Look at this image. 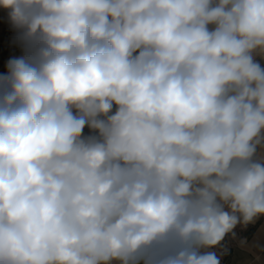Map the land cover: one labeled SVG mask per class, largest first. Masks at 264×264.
<instances>
[{
	"label": "clouds",
	"instance_id": "obj_1",
	"mask_svg": "<svg viewBox=\"0 0 264 264\" xmlns=\"http://www.w3.org/2000/svg\"><path fill=\"white\" fill-rule=\"evenodd\" d=\"M0 8V264H220L264 216V0Z\"/></svg>",
	"mask_w": 264,
	"mask_h": 264
},
{
	"label": "crops",
	"instance_id": "obj_2",
	"mask_svg": "<svg viewBox=\"0 0 264 264\" xmlns=\"http://www.w3.org/2000/svg\"><path fill=\"white\" fill-rule=\"evenodd\" d=\"M16 27L8 22L0 25V76L7 75L9 59L17 58L23 49L22 42L12 35ZM8 36V43H2V37ZM5 55V57H4ZM115 111V106L113 108ZM93 134L85 127L84 135ZM259 156H264L263 148L258 150ZM235 235L228 234L214 251L220 257V264H264V216H260L252 223L240 224L235 228Z\"/></svg>",
	"mask_w": 264,
	"mask_h": 264
},
{
	"label": "trees",
	"instance_id": "obj_3",
	"mask_svg": "<svg viewBox=\"0 0 264 264\" xmlns=\"http://www.w3.org/2000/svg\"><path fill=\"white\" fill-rule=\"evenodd\" d=\"M11 33H12V35L17 37L22 42L23 49L19 52L17 58H21V57L27 58V56L30 54V50H29V45H28L27 41L23 37V30L19 29V28H15ZM2 43L3 44L8 43V36L7 35L2 37Z\"/></svg>",
	"mask_w": 264,
	"mask_h": 264
},
{
	"label": "rangeland",
	"instance_id": "obj_4",
	"mask_svg": "<svg viewBox=\"0 0 264 264\" xmlns=\"http://www.w3.org/2000/svg\"><path fill=\"white\" fill-rule=\"evenodd\" d=\"M10 21L9 15H8V10L0 8V25H7L8 22ZM5 57V55H4ZM3 69V66L0 65V70Z\"/></svg>",
	"mask_w": 264,
	"mask_h": 264
},
{
	"label": "built area",
	"instance_id": "obj_5",
	"mask_svg": "<svg viewBox=\"0 0 264 264\" xmlns=\"http://www.w3.org/2000/svg\"><path fill=\"white\" fill-rule=\"evenodd\" d=\"M263 150H264V148H263Z\"/></svg>",
	"mask_w": 264,
	"mask_h": 264
}]
</instances>
